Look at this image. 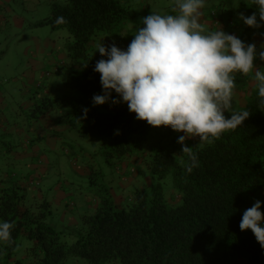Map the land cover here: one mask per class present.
<instances>
[{"label": "trees", "instance_id": "obj_1", "mask_svg": "<svg viewBox=\"0 0 264 264\" xmlns=\"http://www.w3.org/2000/svg\"><path fill=\"white\" fill-rule=\"evenodd\" d=\"M229 1L221 0L225 6L216 4L219 11L227 15L218 16L212 8L207 12L203 10V18L212 20L213 29H223L245 43H253L251 40L257 33L264 35V22L259 28H252L240 18L241 13L250 16L256 12L259 21L253 0H237L239 9H236V0L227 5ZM144 10L141 0L52 3L49 16L36 24L48 25L53 31L65 30L68 38L63 48H51L48 64L52 69L44 72V65L40 69L42 83H37L36 91L30 93L33 100L27 105L31 111L27 123L35 142L55 140L31 145L34 155L42 153L43 157L44 153H52L58 141L59 148L65 152L71 146L65 140L70 125L78 136L100 141L98 154L113 172L117 161L139 155L146 166L149 186L134 189L130 196H125H128L127 201L119 204L114 198L113 190H117L114 183L107 180L109 185L105 184L101 168L94 161L88 163L84 174L86 189L94 198L87 203L92 204L89 210L80 208L81 213H74L77 224L71 226L62 222L69 212L68 204L60 214L56 208L60 218L56 219L52 207L58 200L47 192L38 191L27 197L24 178L14 172L15 163L7 162L11 172H0V223L8 221L14 227L12 243L0 242V264L10 261L24 264L22 258L13 259L18 253L30 264H72L77 260L87 264H235L237 261L264 264V248L250 229L241 231L239 227L244 211L256 200L262 202L260 210L264 213V105L259 103L255 83L246 88L249 77L237 74L234 89L247 94L243 103L235 108V111L250 112L243 124L223 133L211 145L185 142L199 161L191 173L185 167L188 157L177 142L180 134L172 132L170 127H153L137 120L114 90L112 98L120 99V103L93 104V96L103 94L95 64L107 59L101 56L95 44L99 38L107 37L111 43L105 46L115 43L126 50V44L117 37L127 25L131 26L126 28L127 33L134 34L142 25L134 12ZM61 16L67 23H55ZM256 46L258 50L259 44ZM51 70L57 79L63 75L69 92L48 95L47 91L45 94L41 91L43 88L62 91V76L54 83L49 82ZM31 78L34 81L36 76ZM0 96L6 98L1 91ZM85 108L88 109L86 118ZM53 109H62V117H57L56 123L48 128L42 123L45 121L42 117ZM230 116L229 113L227 117ZM58 123L63 125L62 130L57 129ZM164 185L179 194L176 204L164 197ZM53 186L50 185L48 191ZM23 242L24 248L21 247Z\"/></svg>", "mask_w": 264, "mask_h": 264}, {"label": "clouds", "instance_id": "obj_2", "mask_svg": "<svg viewBox=\"0 0 264 264\" xmlns=\"http://www.w3.org/2000/svg\"><path fill=\"white\" fill-rule=\"evenodd\" d=\"M257 13L240 14L247 26L259 28L264 22V0H253ZM205 0H173L175 14H151L142 18L143 26L134 34L126 50L113 43L97 45L102 57L94 71L100 73L103 94L93 96V104L103 105L112 98V91L127 103L137 120L153 127H170L182 132L177 142L188 157L186 171L199 164L197 154L185 141L199 138L200 145H211L223 133L235 130L250 112L233 109L237 74L251 77L264 105V71L255 61H264V44L258 51L255 43H245L223 29L210 31L200 22ZM55 23H67L57 17ZM96 50V51H97ZM85 118L88 109H83ZM225 112L231 113L230 118ZM261 201L243 213L240 229H250L264 248V213ZM13 224L0 223V242L12 243Z\"/></svg>", "mask_w": 264, "mask_h": 264}, {"label": "rangeland", "instance_id": "obj_3", "mask_svg": "<svg viewBox=\"0 0 264 264\" xmlns=\"http://www.w3.org/2000/svg\"><path fill=\"white\" fill-rule=\"evenodd\" d=\"M147 2L149 3V0H143L144 7L148 4ZM154 2L158 5H160V2L164 7L166 6V9L169 8L168 0H154ZM52 3L63 5L65 0H0V91L2 95H6V98L0 96V144L2 146L0 147V172H11L7 162L10 164L15 163L14 172L17 175H21L26 182L25 184H27L26 196L31 197L37 191L43 194L49 193L48 196L58 200V203L52 207L53 215L57 217L56 219L59 218L58 214L68 204L67 210L69 209V212L64 215L62 222L72 226L77 224L76 214L74 213H81L82 210L80 211V208H83V211L89 210L92 204L87 203L94 198L92 192L86 189L88 184L87 177L84 174L88 171V163L94 161L93 163L101 168L105 184L109 185L107 180H111L114 183V189H117L115 192L113 190L114 198L119 204L126 202L128 196H125H130L134 189L147 188L150 180L145 169L146 166L139 155H133L117 161L116 171L113 172V169L107 167L102 156L98 154V148L101 146L100 141L97 139L91 141L90 139L78 136L76 130L71 128L70 125H68V139L65 140L71 146H68L65 152L59 148L60 141L54 144V147H57L56 150L54 149L52 153H44L43 157H41L42 153L36 156V154H33L34 152H31V145L39 146L40 141L43 142L44 140L35 142L32 134L28 132L27 122L30 119L31 111L27 105L30 100H33L30 97V93L36 91L35 85L37 83H42L40 78L42 76L41 67L45 66L44 72L53 67L48 64V55L51 48H63V42L68 38V33L65 30L53 31L48 25L36 24L38 21L49 16L50 5ZM233 3L234 0H230L227 5ZM235 3L236 9H239L240 3L237 0ZM215 4L225 6V2H221V0H214ZM217 5L212 8L214 11H217V15H227V13L219 11ZM135 14L138 15L137 19L139 23H142L140 14L138 12ZM161 14L163 15V13ZM225 23H228L227 20H225ZM130 27V25L124 27L121 34L117 37L126 46L129 45L136 33V31L134 34L127 33L126 28ZM239 27L241 26L239 25ZM257 36H259L260 43L264 44V35L257 33ZM101 43L105 45L110 44L111 40L107 37L99 38L95 45L97 46ZM260 49L261 45L258 51ZM62 53L60 52L61 56ZM255 66L264 71V61H261L259 58L256 59ZM48 74V77H50L49 82L51 83H54L61 76L62 79H60L63 80V75H59L57 79L54 76L53 70L48 72ZM35 76L36 79L32 81L33 78L31 77ZM249 78L246 88L255 83L251 77ZM61 82L63 86L61 92H52L53 90H45V88L41 89V91L44 94L47 91L48 95L66 94L69 92L67 85L64 83V80ZM29 88H32V90ZM27 90L30 91L27 92ZM234 91H236L234 92L233 99V109L235 110L236 107H239L243 103L247 94L246 91L242 92L239 89ZM62 112V109H53L50 114L42 117L45 120L42 123L50 128L58 118L61 119ZM228 114L229 112H225L226 117ZM63 128V125L58 123L57 129L62 130ZM172 132L178 133L173 130ZM178 134L184 135L182 132ZM53 141L55 140H45L43 143L49 144ZM185 142L189 144L200 143L198 137L187 139ZM65 145L64 143L63 146ZM9 146L11 149H8ZM90 154H92L91 157ZM8 158L9 160H7ZM20 163L22 166L19 165ZM137 167L140 168L137 169ZM141 168L142 172H140ZM50 185L54 186L48 191ZM61 193L64 194L61 195ZM163 194L170 203L176 204L179 201V194L170 186L164 185ZM56 208L58 209V214ZM24 246L25 243L23 242L21 247L24 248ZM24 257L22 253H18L13 259L22 258L25 260L24 264H30ZM8 264H12L11 261ZM72 264L87 263L77 260ZM235 264L243 263L237 261Z\"/></svg>", "mask_w": 264, "mask_h": 264}, {"label": "crops", "instance_id": "obj_4", "mask_svg": "<svg viewBox=\"0 0 264 264\" xmlns=\"http://www.w3.org/2000/svg\"><path fill=\"white\" fill-rule=\"evenodd\" d=\"M169 2H168V6H169V8L168 9H166V6L164 7L160 2H159V4L160 5H158L156 2H154V0H149V3L148 4H146V7H144V4H143V0H141V9L143 10V9H145L143 12H145V13H143V12H138L139 14H143V17H146L147 15H149V14H151V12H156V13H159V14H161V13H163V15H165V14H174L173 12H172V4H173V0H168ZM212 5V6H211ZM216 5V4H215ZM215 5H214V0H205V7L203 8V9H201V12H205V11H203V10H205L206 9V12L208 11V9H210V8H214L215 7ZM161 12V13H160ZM134 13H136V12H134ZM204 13H202V16H201V18H200V22L201 23H203V24H205V26L209 29V30H211V31H215V29H213V26H212V20L211 19H209V17H207L206 19L205 18H203L204 17V15H203ZM137 15V14H136ZM141 16V15H140ZM142 17V18H143ZM142 18H141V20H142ZM143 26V23H142V25L141 26H138V28H141ZM257 37V38H256ZM256 37L254 38V39H252L251 40V42H253V43H257V45L259 44V46L260 45H262V43H260V39H258V37L259 36H257L256 35ZM257 39V40H256ZM54 124H55V122H54ZM53 124V125H54ZM57 125V124H56Z\"/></svg>", "mask_w": 264, "mask_h": 264}]
</instances>
